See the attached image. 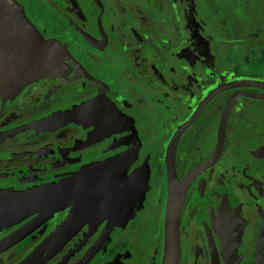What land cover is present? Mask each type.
Segmentation results:
<instances>
[{"label":"flooded vegetation","instance_id":"1","mask_svg":"<svg viewBox=\"0 0 264 264\" xmlns=\"http://www.w3.org/2000/svg\"><path fill=\"white\" fill-rule=\"evenodd\" d=\"M16 1L67 56L0 89V191L101 168L0 228V264H164L168 229L173 264H264V0Z\"/></svg>","mask_w":264,"mask_h":264},{"label":"water","instance_id":"2","mask_svg":"<svg viewBox=\"0 0 264 264\" xmlns=\"http://www.w3.org/2000/svg\"><path fill=\"white\" fill-rule=\"evenodd\" d=\"M66 56L67 52L61 45L43 38L16 0H0V89L16 92L32 80L59 72L65 68ZM230 105L231 102L226 107L222 123ZM68 118V109H63L38 125L46 128L54 123L53 127H56L55 125L65 124ZM100 168V164H93L73 177L54 180L22 191H0V228L17 222L27 214L47 216L63 210L72 202L77 192H81L84 199L98 198L96 191L100 179H97V175ZM173 174L174 172L169 171L170 178ZM141 198L132 202L129 210L135 207V203L136 206L139 205ZM174 215L175 206L170 211L169 223L173 224ZM64 224L65 222L58 230V237L68 235L65 234ZM168 231L164 264H173L175 237L169 229Z\"/></svg>","mask_w":264,"mask_h":264}]
</instances>
